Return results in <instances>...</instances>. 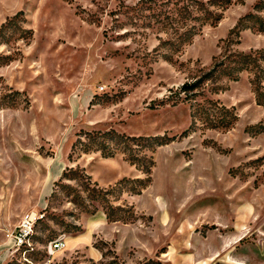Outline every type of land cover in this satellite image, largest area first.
<instances>
[{
    "label": "rangeland",
    "instance_id": "obj_1",
    "mask_svg": "<svg viewBox=\"0 0 264 264\" xmlns=\"http://www.w3.org/2000/svg\"><path fill=\"white\" fill-rule=\"evenodd\" d=\"M139 1L0 0V264H264V105L253 71L179 94L228 55L264 48V0H232L187 43L185 28H162ZM211 99L234 107L235 123L197 120L181 136L191 104ZM110 129L172 140L73 153L81 134ZM130 152L154 158L139 193L130 187L147 175ZM87 180L108 197L91 200ZM111 207L126 219L111 221ZM29 213L33 239L15 252L11 234Z\"/></svg>",
    "mask_w": 264,
    "mask_h": 264
},
{
    "label": "trees",
    "instance_id": "obj_2",
    "mask_svg": "<svg viewBox=\"0 0 264 264\" xmlns=\"http://www.w3.org/2000/svg\"><path fill=\"white\" fill-rule=\"evenodd\" d=\"M231 2L232 0H140L137 7H140L142 10L151 9L156 23L161 24L164 29H171L178 32L180 27L185 28L184 31L179 33L178 39L182 43H187L202 30L204 25L217 24L222 19L224 10L230 6ZM21 12L17 13L16 17ZM12 21L10 19L9 23H12ZM258 29L264 30V24ZM22 30L24 35L21 36L26 39H30L34 33L32 28H24ZM2 58H6L2 61L5 63L11 60V57L8 56ZM244 70L253 71V89L258 103L264 105V48L253 51V53L234 52L228 55L223 60L215 63L211 69L204 72L194 81L185 82L179 88V94L180 96L181 94H185L186 97L189 96L188 94H197L204 83L208 81L215 82L222 77L237 80ZM214 86L219 85L214 84ZM212 88V90L218 89V87ZM191 106L193 109V122L181 136H187L190 131L195 130L197 120H201L206 127L229 128L238 119L234 107L227 108L213 99L209 100L206 104L195 103L191 104ZM81 136H85V141L79 136L73 144V153L77 149L78 155H80L82 152H88L94 148V150H100L107 157L114 156L120 147L128 149L130 142L134 140L138 141V143L133 142L138 147L151 150L167 144L172 140V137L168 135L129 136L124 133H119L115 129H110L105 132L99 131L97 133L86 132L85 134H81ZM127 158L147 175L145 178L135 180V182H140V187H137L136 184L130 187L133 193H139L141 188L146 186L151 180L150 175L152 173V167L154 166V158L152 155L141 157L133 152L128 153ZM71 171V178L78 179L80 175L82 176L77 170L72 169ZM84 177L85 179L88 178L85 175ZM83 184V188L88 192V197L91 200L106 199L111 192L105 191L104 194H101L89 180ZM116 211L114 207H111L110 211L107 212L108 218L111 221L126 219V216L120 215Z\"/></svg>",
    "mask_w": 264,
    "mask_h": 264
},
{
    "label": "built area",
    "instance_id": "obj_3",
    "mask_svg": "<svg viewBox=\"0 0 264 264\" xmlns=\"http://www.w3.org/2000/svg\"><path fill=\"white\" fill-rule=\"evenodd\" d=\"M35 214L29 213L26 214L21 222L19 223L18 227L12 232L11 237L13 241V246L15 247V252L20 250L29 249L31 241L33 239V233L35 229V224L37 221ZM64 245L63 239H57L53 242L52 248L60 249Z\"/></svg>",
    "mask_w": 264,
    "mask_h": 264
},
{
    "label": "crops",
    "instance_id": "obj_4",
    "mask_svg": "<svg viewBox=\"0 0 264 264\" xmlns=\"http://www.w3.org/2000/svg\"><path fill=\"white\" fill-rule=\"evenodd\" d=\"M81 242H86L84 239H78V241L75 243L76 245L80 244ZM96 253L99 254V251L97 249L94 248V251L91 252V256H93L94 258H97Z\"/></svg>",
    "mask_w": 264,
    "mask_h": 264
},
{
    "label": "bare ground",
    "instance_id": "obj_5",
    "mask_svg": "<svg viewBox=\"0 0 264 264\" xmlns=\"http://www.w3.org/2000/svg\"><path fill=\"white\" fill-rule=\"evenodd\" d=\"M63 246H64V245H63ZM63 246H62V247H63Z\"/></svg>",
    "mask_w": 264,
    "mask_h": 264
}]
</instances>
